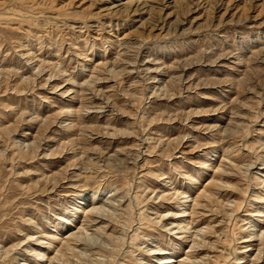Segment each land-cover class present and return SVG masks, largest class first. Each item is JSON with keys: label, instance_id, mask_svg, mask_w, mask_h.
Wrapping results in <instances>:
<instances>
[{"label": "rangeland", "instance_id": "obj_1", "mask_svg": "<svg viewBox=\"0 0 264 264\" xmlns=\"http://www.w3.org/2000/svg\"><path fill=\"white\" fill-rule=\"evenodd\" d=\"M186 256L264 264V0H0V264Z\"/></svg>", "mask_w": 264, "mask_h": 264}, {"label": "bare ground", "instance_id": "obj_2", "mask_svg": "<svg viewBox=\"0 0 264 264\" xmlns=\"http://www.w3.org/2000/svg\"><path fill=\"white\" fill-rule=\"evenodd\" d=\"M100 214V216H98L97 214ZM88 215V214H87ZM102 215H104L102 212H100V209L99 210H97V211H94V212H91V213H89V215L87 216V218H85V220H87V221H91L92 223L94 222H96V220L99 218V222H101L102 221ZM91 223V224H92ZM82 229H86L85 227H83ZM84 232V231H83ZM86 232V231H85ZM79 234V233H78ZM69 236V235H68ZM71 236V235H70ZM84 238V237H83ZM70 239H72L71 237L69 238V240ZM69 240H68V242H69ZM73 242H74V245L75 246H72V247H68L69 249H71V250H73V254H74V256H76L77 255V253H75V251L76 250H74L75 249V247H80V246H83V247H85V248H90L91 247V245H92V243H89V242H87L85 239L83 240V239H80L78 236H76V237H74L73 238ZM83 240V241H82ZM67 241V240H66ZM91 244V245H90ZM193 245L192 246H190L191 248H194V246H195V244H198V243H196L195 241H194V239H193V243H192ZM70 246H71V244H70ZM197 246H199V245H197ZM92 247H94L93 245H92ZM65 251V250H64ZM61 253H63V252H61ZM82 252H80L79 254H81ZM163 254V253H162ZM65 255V252L62 254V256H64ZM163 259H165V261H163L162 263H164V264H170L171 262H173V260H172V258H163ZM186 259H187V261L185 260L183 263H190V264H197V262H195V261H191L190 259L191 258H189L188 256H186ZM66 262H68V260H69V258L67 257V258H65L64 259ZM182 260V259H181ZM176 262V261H175ZM70 262H68V264H69ZM182 263V262H181ZM58 264V263H57ZM177 264H180V263H178L177 262Z\"/></svg>", "mask_w": 264, "mask_h": 264}]
</instances>
